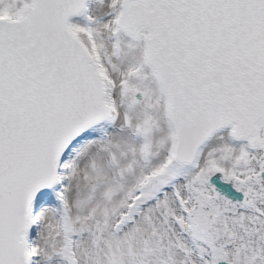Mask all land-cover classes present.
Segmentation results:
<instances>
[{
  "label": "snow or ice",
  "instance_id": "6c2138e0",
  "mask_svg": "<svg viewBox=\"0 0 264 264\" xmlns=\"http://www.w3.org/2000/svg\"><path fill=\"white\" fill-rule=\"evenodd\" d=\"M0 264H264V0H0Z\"/></svg>",
  "mask_w": 264,
  "mask_h": 264
}]
</instances>
